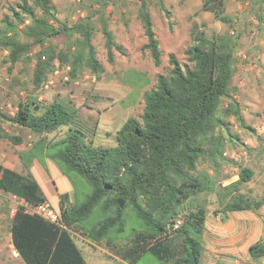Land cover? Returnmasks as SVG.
Here are the masks:
<instances>
[{
  "label": "trees",
  "instance_id": "16d2710c",
  "mask_svg": "<svg viewBox=\"0 0 264 264\" xmlns=\"http://www.w3.org/2000/svg\"><path fill=\"white\" fill-rule=\"evenodd\" d=\"M226 1L200 0L201 11L227 25L231 18L225 14ZM156 5L165 11L163 0H156ZM137 16L146 40L143 50L158 67L161 51L146 1L140 2ZM0 24V50L7 52L8 70L24 61L32 63L33 91L41 88L56 64L69 67L71 78L82 70L94 77L104 72L92 44L90 18L67 27L56 18L50 0H32L31 4L19 0L17 10ZM101 31L107 61L112 64L114 51L122 53V48L105 23ZM191 34L192 44L184 52L189 64L183 67L169 55V72L159 75L155 87L144 93L140 118L130 117L123 123L113 147L94 146L91 139L70 128L77 109L62 100L43 106L37 98L29 97L18 104L12 116L0 114L1 141L14 146L23 142L5 131L4 120L12 127L28 130L35 138L27 151L17 153L22 173L0 165V191L32 205L47 202L30 173L34 161L43 167L46 161L52 162L72 188V194H60L57 207H53L62 225L16 206L8 232L12 249L24 264H87L70 232L77 228L94 243H109L127 232L132 234L131 246L119 256L130 264L143 253L169 264H184L193 254L199 264L203 208L190 210L174 237L159 240L165 228L180 217L186 202L202 193H215L223 215L261 207V202H252L239 193L241 185L252 179V170L241 167L236 181L218 188L208 172L197 170L207 159L216 172L218 161L225 159V140L233 144L238 141L225 118L234 117L242 129L247 126L231 95L239 35L228 31L207 35L197 26ZM58 37L62 47L49 41ZM37 47L38 52L32 55ZM223 98L229 104L221 108ZM64 127V137L48 139ZM104 185L112 190H104ZM119 202H123L122 208ZM248 255L252 261L264 258V236L248 247Z\"/></svg>",
  "mask_w": 264,
  "mask_h": 264
},
{
  "label": "rangeland",
  "instance_id": "374dc122",
  "mask_svg": "<svg viewBox=\"0 0 264 264\" xmlns=\"http://www.w3.org/2000/svg\"><path fill=\"white\" fill-rule=\"evenodd\" d=\"M26 1L28 4L32 2ZM141 1L50 0L56 18L67 27L90 18L93 28L92 44L104 72L99 77H94L87 70H82L75 78H71L69 67L56 64L41 88L33 91L32 63H18L9 72V64L5 62L7 52L0 50V114L12 116L18 104L29 97L37 98L43 106L55 99L62 100L77 109L70 128L83 133L86 139H91L94 146L113 147L116 132L123 123L130 117L140 118L144 107V93L155 87L159 75L169 72V55H174L183 67L189 64L184 52L192 44L193 27L197 26L207 35L228 31L240 37L235 54L237 72L233 78L231 95L237 102L247 127L242 129L232 116L225 118L231 132L239 138L238 141L233 144L228 139L225 140V159L218 161L216 172L212 171L207 159L198 164L197 170L208 172L218 188L235 181L241 167L249 168L253 176L247 185H242V189L246 195L253 196L254 200H264V8L259 5L260 0L226 1L225 14L231 18L227 25L218 22L211 13L201 11L200 0H163L165 11L157 7L156 0H144L149 7L161 51V63L158 67L153 65L149 53L143 50L146 40L137 16ZM18 3L19 0H3L0 5V21L5 16L10 17L11 11L17 10ZM39 13L37 10L36 14ZM27 22L28 20L25 23ZM103 23L122 48V53L114 51L112 64L108 63L104 48L101 31ZM61 40L58 37L49 41L62 47ZM38 50V47L35 48L32 55ZM227 104L229 100L223 98L220 106L224 108ZM3 127L8 133L21 137L23 142L21 146H14L0 140V161L22 173L23 167L17 153L27 151L35 138L28 130L12 127L5 120ZM66 130L65 127L61 128L48 135V139H60L65 136ZM222 137L226 138L224 134ZM46 163L50 167L46 164L44 167L41 164L35 165V174H32L36 176L43 193L55 205V187L60 189L61 185L68 188L71 186L59 173L56 165L49 161ZM249 186H253L252 191L246 192ZM217 199L215 195L209 196L206 193L196 196L183 205L181 215L176 220L182 223L190 210L196 211L197 207L207 206V201L211 203L206 209L211 213H220L222 206L217 203ZM17 205L20 206L17 200L0 191V264H24L12 249L8 232L9 221ZM70 232L87 264H130L119 257L132 244L133 235L129 232L118 239H111L109 243L91 242L78 228ZM208 240L220 242L222 239L206 227L200 237L202 247ZM220 263L223 264L222 261ZM131 264L169 263L143 253Z\"/></svg>",
  "mask_w": 264,
  "mask_h": 264
},
{
  "label": "crops",
  "instance_id": "0c3cea01",
  "mask_svg": "<svg viewBox=\"0 0 264 264\" xmlns=\"http://www.w3.org/2000/svg\"><path fill=\"white\" fill-rule=\"evenodd\" d=\"M2 1L3 0L0 1V5ZM259 5H261L264 8V0H261ZM45 164L47 165V167H50L48 163L45 162ZM0 165L3 166L4 168L12 170L10 167L6 166L2 161H0ZM35 165H40V164L36 161L33 162L30 168L31 174L32 173L35 174V171L33 170ZM34 176L35 175H33V177ZM34 178L37 181L36 176ZM53 183L55 185V182ZM228 184H224L223 186H226ZM247 184L248 183H245V185ZM252 187L253 186H249V188H246V192H251ZM55 189H56L55 205H53L49 201L47 196L44 194L46 196L47 202L52 207H57L58 196L60 194L63 193L70 194L72 190L71 188H68L64 185H61L60 189H58L57 187H55ZM239 193L245 196L246 198H248L249 200H251L252 202H261L262 203L261 207L258 210L230 212L227 213L226 215H223L221 212L211 213L208 209H206L208 208V204L211 203V201L209 202L207 201L206 203L207 206L205 205L206 208L204 206L202 207L203 209L205 208L203 232L207 227L208 230L217 234V236H221L222 240L220 242L219 241L213 242L211 240H208V243H206V245L202 247L204 252L202 251L199 264H217L220 263L221 261L223 262V264H264V258L259 261H252L248 255V247L260 241L264 236V224H263L264 200L263 199L254 200L253 196L251 197L250 194L246 195L242 189V185L240 187ZM200 195L201 194H199L198 196ZM207 195L209 196L215 195V193H211ZM216 201L218 204L221 205L219 199H217ZM226 202H228V199L222 200V204H225Z\"/></svg>",
  "mask_w": 264,
  "mask_h": 264
},
{
  "label": "built area",
  "instance_id": "2783aa9c",
  "mask_svg": "<svg viewBox=\"0 0 264 264\" xmlns=\"http://www.w3.org/2000/svg\"><path fill=\"white\" fill-rule=\"evenodd\" d=\"M11 197L19 202V205L24 208L26 213L37 215L41 217L42 219L48 221L49 223L56 224V225H62L59 214L55 211V209L48 202H44L39 205H32L24 200H19L13 196ZM180 225H181V222L179 220H175L172 224L168 225L165 228L164 232L159 237V240H164V239H169V238L174 237Z\"/></svg>",
  "mask_w": 264,
  "mask_h": 264
},
{
  "label": "water",
  "instance_id": "95a60500",
  "mask_svg": "<svg viewBox=\"0 0 264 264\" xmlns=\"http://www.w3.org/2000/svg\"><path fill=\"white\" fill-rule=\"evenodd\" d=\"M104 190L111 191L112 190V187L109 186V185H104ZM119 204H120L119 205L120 208H122L123 205H124L123 202H119ZM184 264H197L194 255L193 254L190 255L189 259L187 261H185Z\"/></svg>",
  "mask_w": 264,
  "mask_h": 264
}]
</instances>
